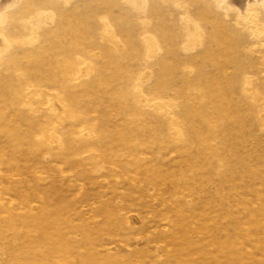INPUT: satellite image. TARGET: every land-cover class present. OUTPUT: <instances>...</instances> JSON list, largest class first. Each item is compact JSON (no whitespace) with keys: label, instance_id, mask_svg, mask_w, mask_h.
<instances>
[{"label":"rangeland","instance_id":"1","mask_svg":"<svg viewBox=\"0 0 264 264\" xmlns=\"http://www.w3.org/2000/svg\"><path fill=\"white\" fill-rule=\"evenodd\" d=\"M0 264H264V0H0Z\"/></svg>","mask_w":264,"mask_h":264}]
</instances>
